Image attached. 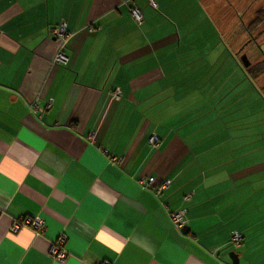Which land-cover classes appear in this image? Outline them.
<instances>
[{
  "label": "crops",
  "instance_id": "0c3cea01",
  "mask_svg": "<svg viewBox=\"0 0 264 264\" xmlns=\"http://www.w3.org/2000/svg\"><path fill=\"white\" fill-rule=\"evenodd\" d=\"M151 1L0 0V264H264V164L249 160L264 141L231 115L256 88L240 55L258 16L246 0ZM25 215L41 235L10 231Z\"/></svg>",
  "mask_w": 264,
  "mask_h": 264
},
{
  "label": "rangeland",
  "instance_id": "374dc122",
  "mask_svg": "<svg viewBox=\"0 0 264 264\" xmlns=\"http://www.w3.org/2000/svg\"><path fill=\"white\" fill-rule=\"evenodd\" d=\"M239 1L243 2L245 0ZM246 2L249 4L247 14L245 15V18L248 19V21L255 17V15H264V0H246ZM252 32L254 34L253 39L256 40L249 42L245 46L244 49L246 53L244 54L249 55L248 59H251L252 61L251 67L247 69V74L252 80H254L256 88L250 87L248 89V94L246 93L247 97L245 99L242 98L245 100L242 101V107L239 108L236 113H232L231 115L232 117L235 115H247L244 120L246 127L243 128L249 132L250 139L254 141H264V21ZM248 35L249 34H247V36ZM244 102L246 103V109L244 108ZM259 150L258 152H250L249 160H252V163L264 164V147ZM249 177H256L255 169L249 171ZM249 188L254 190V186L252 185H249Z\"/></svg>",
  "mask_w": 264,
  "mask_h": 264
},
{
  "label": "built area",
  "instance_id": "2783aa9c",
  "mask_svg": "<svg viewBox=\"0 0 264 264\" xmlns=\"http://www.w3.org/2000/svg\"><path fill=\"white\" fill-rule=\"evenodd\" d=\"M150 4L152 6H155L154 3L150 0ZM131 17L134 20L136 24H141L142 23V17L139 13V11L136 8L131 9ZM50 36L57 40L60 44L59 50L57 51L53 63L57 65H62L65 66L67 64V57L62 51V48L65 46V44L68 42V39L70 37L69 33L67 32L66 25L64 22H60L57 26H55L51 31H50ZM113 96L115 99H119L121 96V92L119 89H114L113 90ZM49 107V105L46 107V109ZM148 143L150 145H155L156 143V137L150 136L148 138ZM114 161H118L117 159H114ZM155 179L153 177H149L147 179H144L141 181V183L145 186V188L152 189L154 185ZM170 184L169 180H164L160 183H158L155 193L159 194L163 189L167 188ZM191 192H187L186 194L183 195V201L188 203L191 200ZM171 221L173 225L179 229H182L186 223V210L181 209L178 211H175L171 214ZM22 226H27L31 229L34 230L35 234L41 235L45 229V224L44 221L38 217H33L29 215L22 216L16 220H14L10 226V231L15 232L17 231L20 227ZM65 236L60 235L56 238L55 241L52 242L51 247L49 249V256L52 260L56 261H63L66 258V254L64 251V244H65ZM242 241V235L238 231H233L231 233V238H230V244L232 247L237 248L241 245ZM97 264H112L108 261H101Z\"/></svg>",
  "mask_w": 264,
  "mask_h": 264
},
{
  "label": "water",
  "instance_id": "95a60500",
  "mask_svg": "<svg viewBox=\"0 0 264 264\" xmlns=\"http://www.w3.org/2000/svg\"><path fill=\"white\" fill-rule=\"evenodd\" d=\"M240 61L243 65V67H245V68L249 67L250 61H249L246 54L240 55ZM182 230L186 232V231H188V228L186 226H184L182 228ZM228 256H229L232 264H238V262H239L238 255L235 252H230Z\"/></svg>",
  "mask_w": 264,
  "mask_h": 264
},
{
  "label": "trees",
  "instance_id": "16d2710c",
  "mask_svg": "<svg viewBox=\"0 0 264 264\" xmlns=\"http://www.w3.org/2000/svg\"><path fill=\"white\" fill-rule=\"evenodd\" d=\"M263 21H264V15H260V16H258L257 19L255 20V22L251 23V24L248 26L247 30H248L249 34L252 33V31H253L255 28H257V27H258ZM249 42H252V40H249ZM263 55H264V52H263ZM250 66H251V64L249 65L248 68H250Z\"/></svg>",
  "mask_w": 264,
  "mask_h": 264
},
{
  "label": "flooded vegetation",
  "instance_id": "af4514ba",
  "mask_svg": "<svg viewBox=\"0 0 264 264\" xmlns=\"http://www.w3.org/2000/svg\"><path fill=\"white\" fill-rule=\"evenodd\" d=\"M244 53H246V52H244ZM244 53H243V54H244ZM246 55H247V54H246ZM248 56H249V55H247V57H248Z\"/></svg>",
  "mask_w": 264,
  "mask_h": 264
}]
</instances>
